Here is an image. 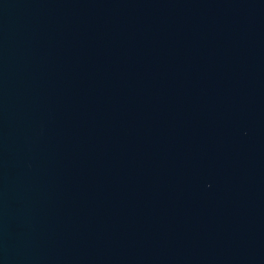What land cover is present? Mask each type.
<instances>
[{"label": "water", "instance_id": "1", "mask_svg": "<svg viewBox=\"0 0 264 264\" xmlns=\"http://www.w3.org/2000/svg\"><path fill=\"white\" fill-rule=\"evenodd\" d=\"M0 264H264V0H0Z\"/></svg>", "mask_w": 264, "mask_h": 264}]
</instances>
